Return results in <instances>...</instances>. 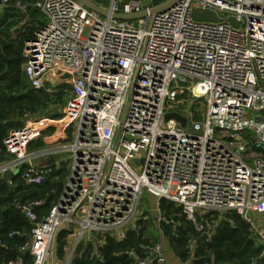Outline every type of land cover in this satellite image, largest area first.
I'll use <instances>...</instances> for the list:
<instances>
[{
	"label": "built area",
	"instance_id": "1",
	"mask_svg": "<svg viewBox=\"0 0 264 264\" xmlns=\"http://www.w3.org/2000/svg\"><path fill=\"white\" fill-rule=\"evenodd\" d=\"M25 4L44 26L24 43V75L34 90L68 88L63 122L72 139L29 150L46 122L5 137L10 159L0 161V179L18 175L39 187L54 172L42 163L56 156H66L68 176L43 217L37 209L44 201L13 200L31 231L21 255L4 264H26L23 256L50 264L60 226L72 238L62 264L80 246L92 245L98 256L107 237L124 242L140 229L144 192L180 208L197 229L199 217L230 213L254 227L264 216V0H107L97 4L106 16L75 0H15L22 11ZM196 10L219 20L196 21ZM143 11L137 25L113 18ZM185 104L203 110L202 120ZM167 113L186 126L165 122ZM19 236L8 232L0 249ZM139 249L126 252L130 264H166L159 244Z\"/></svg>",
	"mask_w": 264,
	"mask_h": 264
},
{
	"label": "rangeland",
	"instance_id": "2",
	"mask_svg": "<svg viewBox=\"0 0 264 264\" xmlns=\"http://www.w3.org/2000/svg\"><path fill=\"white\" fill-rule=\"evenodd\" d=\"M96 3V0H91ZM99 2L98 5L104 6L107 5V0H97ZM144 5H150L151 0H143ZM137 25V20L135 21ZM16 24H11L4 29H2L0 33V43L4 42L6 45H10L12 48H15L20 51V56L23 59V52L21 45L22 43L17 40H10V37L15 34ZM0 45V50H1ZM0 56L2 54L0 53ZM24 62L21 64L22 71V81L24 80L23 76ZM4 76V75H3ZM0 121L5 124L3 127L6 131L16 128H25L33 122H46L50 119H58L59 123L63 122L62 115V107L57 104L58 95H51L46 92V86L41 90H18L10 89L7 83L4 82L2 78V72H0ZM55 103L57 106L53 107L52 104ZM184 109L187 111V114H194L196 120H202L204 114L202 112H195L189 104L184 105ZM47 123H45L46 126ZM46 128V127H45ZM49 131V130H47ZM51 131H49V134ZM48 134V135H49ZM50 136V135H49ZM63 163L66 167V156L62 157ZM61 177V178H60ZM60 177L51 176L47 179L48 185L43 188H18L17 192H15V196L17 198L23 197H31L32 195L38 194L37 198L44 199L46 194H54L53 200L45 207L43 212L48 214L53 207V204L56 202L60 191L63 186V178L64 174L61 173ZM6 191V189H5ZM12 194L10 196L7 192L0 193V199L5 202L7 201V197H9V201L12 199ZM11 198V199H10ZM160 203L157 202V197L150 192H144L141 198V211L147 214V219L140 223V245L144 246L148 244H159L163 249L164 258L174 261V264L178 263L179 253L185 252L187 259L184 262H188L191 264L195 260L196 251L203 245L207 244L208 246L214 239V233L218 230V228H223V224L226 221L231 227L238 228L239 231V241L236 243V246L233 247L229 244H225L222 247L223 252L227 254L235 255V259L231 262L234 264H239L242 261H251L254 262L256 259H260V254L254 253V248L259 247V232L260 230L264 231V216L257 217L256 223L254 227H250L246 224H243L239 219H237L233 215H218V214H208L203 218L199 219V225L202 226L203 229H197L192 222L186 220L184 214H182L180 208L175 205L172 206L169 215H165L160 208ZM11 203H1L0 207L2 210L9 211L13 214L17 212L15 208L11 207ZM158 212H161V216L158 215ZM45 215H41L43 217ZM15 216V215H14ZM21 220V219H20ZM223 222V223H222ZM27 231V229L23 228ZM22 229V230H23ZM11 231V230H9ZM31 231V230H30ZM178 231L182 233V235L178 234ZM166 232L168 233V237L172 239L178 238L183 240V247L180 249L175 243H171L170 239L167 237ZM183 233L185 235L183 236ZM172 235V236H171ZM1 238V237H0ZM59 238V237H58ZM248 242V246L244 247V243L242 240ZM71 239L69 240V242ZM61 242L65 243V237L61 238ZM71 243V242H70ZM67 248L70 249V244H68ZM69 249L67 250L69 252ZM134 250V249H132ZM242 252H245L242 254ZM261 253V252H260ZM210 258L211 262L214 263V258L211 255V252L206 251L205 258ZM262 257V256H261ZM224 262H230L227 258L224 259ZM59 263V261H58ZM183 264V261L181 260ZM51 264V261H50Z\"/></svg>",
	"mask_w": 264,
	"mask_h": 264
},
{
	"label": "trees",
	"instance_id": "3",
	"mask_svg": "<svg viewBox=\"0 0 264 264\" xmlns=\"http://www.w3.org/2000/svg\"><path fill=\"white\" fill-rule=\"evenodd\" d=\"M31 1V0H30ZM96 3L99 4V2L96 0ZM7 24L4 22V20H0V33L4 32L1 31L4 29L3 27H6ZM44 26V21L41 22V26ZM21 42V41H20ZM1 45V50L0 53L2 56H0V72H2V78L5 83H7L8 87L10 86V89H15L17 88L18 90H34L30 88L24 79L22 81V71H21V64L24 62V59L20 56V51L12 48L10 45H6L4 42L0 43ZM23 45H21L22 48ZM4 75V76H3ZM24 76V75H23ZM36 91V90H35ZM5 129H2V132L0 133V149H3V143L2 140L5 136ZM15 178V177H14ZM3 180L0 179V182ZM48 185V181H46L43 185L39 187H28V188H43ZM23 186H19V188H22ZM25 188V187H24ZM2 192H7L5 191V187L0 183V193ZM10 196V195H9ZM38 194H35V196H31L34 199H40L37 198ZM51 197L49 194H46L44 197L46 206L50 203L49 199ZM11 199V198H10ZM9 197H7V201H3L2 199L0 200L1 203H8ZM11 201V200H10ZM160 208L164 210V214L169 215V212L172 209V206L174 204L166 201H160ZM12 207V206H11ZM13 208V207H12ZM16 210V209H15ZM17 211V210H16ZM15 215V216H14ZM208 215V214H207ZM228 215H233L237 219H239L243 224H246L239 216H237L234 213L226 214ZM0 218L3 221V227L0 230V234L3 236V234H7L9 230H18L21 231L23 228L28 229L27 222L20 216L19 212L17 211L15 214L11 212H4L0 214ZM21 219V220H20ZM223 224V228H218V230L215 232L214 231V239L211 242V244L208 246L207 244L201 246L195 253V260L191 264H213L210 260V258H205L206 251H210L212 257L214 258V263L215 264H234L231 263L235 259V255L233 254H227L223 252L222 247L225 244H229L233 247L236 246V243L239 241V229L236 227H231L230 224H228L226 221ZM142 223V222H140ZM139 223V224H140ZM223 223V222H222ZM247 225V224H246ZM31 229V227H30ZM170 234V232H168ZM168 233L167 237L169 236ZM179 235H182L181 232L178 231ZM185 233H183V236ZM64 236V234H61L58 238V247H57V258H62L63 257V247L64 244L61 242V238ZM172 236V235H171ZM140 229L138 231H132L129 232L127 235V238L124 242H115L113 239L107 237L105 240L104 245L99 249V254L96 256L95 254H91V248L93 247L92 245H88L84 251L83 255L81 258H74L71 264H130L131 259L129 256L126 254V252L131 251L134 249L135 251L139 252L140 251ZM169 238V237H168ZM170 239V242L174 245H177L180 249L183 247V240L174 238L172 237L173 240ZM20 242L23 241V237L19 239ZM244 243V247L248 246V242L242 240V243ZM254 253H258L261 255V249L260 248H254L253 249ZM245 252H242L244 254ZM180 260L183 262L187 259V256L185 252H181L178 254ZM227 258L228 261L230 262H224V259ZM239 264H264V257L260 256V259L254 260V262L251 261H242Z\"/></svg>",
	"mask_w": 264,
	"mask_h": 264
},
{
	"label": "crops",
	"instance_id": "4",
	"mask_svg": "<svg viewBox=\"0 0 264 264\" xmlns=\"http://www.w3.org/2000/svg\"><path fill=\"white\" fill-rule=\"evenodd\" d=\"M25 5L27 8L25 11H22L15 6V0H12L10 2V4L7 6L2 5L0 2V20H2V21L4 20V22H6V24H7V26H9L11 24H16L15 29H14L15 34H13V36L10 37V40L21 41V43L23 45L22 51H23L24 43L27 40L32 39L34 37L35 33L42 28V27H40L41 22L44 21L42 14L38 10L33 8L30 4H29V6H28V4H25ZM3 28H5V27H3ZM23 75H24V69H23ZM24 79L26 80L25 75H24ZM26 82H27V80H26ZM27 84H28V82H27ZM28 86H29V84H28ZM0 88H2V86H0ZM67 91H68V88L66 86H60L59 88L56 89V92H54V93L48 92L46 90V92L50 93L51 95H58L57 104L62 107V115L63 116L61 118H64V115H65V101H66V92ZM52 106L56 107L57 105L55 103H53ZM33 123H35V122H33ZM46 123H47L45 126L46 128L43 129L40 137L36 141L32 142L29 145V150L32 151L35 149L52 146L54 144H60L63 142L70 141L72 139V127H71V125H67L64 122L59 123L57 118L56 119L52 118L49 121H46ZM4 124H5L4 122L0 121V133L2 132V129H5L3 127ZM20 129H22V128H20ZM11 130H19V128L11 129ZM11 130H9V131H11ZM47 130L51 131V133L49 134V131H47ZM5 131H6V129H5ZM9 131H6L5 136L2 140V143H3V141H4V139L7 136ZM9 159H10V156L5 153L4 146H3V149H0V161H5V160H9ZM39 165H41V164H39ZM45 165H49L53 169L54 172H53L52 176L60 177L61 173L63 172V174H64V178L62 181L63 182L62 190H63V187H64V184L67 180L68 174H67V169L63 163L62 156H56V157L50 158L46 162L42 163V166H45ZM9 176H11V175H9ZM14 177L11 176V179H6V177H5L2 179L3 181L0 182L5 187V189L8 191L7 194L13 195L11 201H8V202L12 204L14 199H18L19 201L24 202V203L31 202L33 200H42V201H44V204L42 207L37 209V214L39 217L41 215H45V213L43 212V210L46 207L45 199H34L32 197H26V196L23 198H17L15 196V192H17L19 186H23L25 188H28L31 186H26L25 184H23L22 181L20 180V178L18 177V175L14 176ZM9 180H10L11 184H9ZM62 190L60 191V194L62 193ZM60 194H59V196H60ZM53 195L54 194H49V196L51 197L49 199L50 202L53 200ZM59 196H58V198H59ZM58 198H57L56 202L58 201ZM54 204H53V206H54ZM4 212H6V211L2 210V208L0 207V214H2ZM158 215L161 216V212H158ZM3 221L4 220H1V218H0V230L3 227ZM27 225H28L27 231L24 229L19 231L20 232L19 237H17L16 239H14L12 241H9L8 244H6L5 248L0 249V264H4L6 261H8L10 259H14V258L18 257L19 255H21L20 252L18 251V247L22 243L26 242L30 237V230L31 229H30V226L28 223H27ZM12 231H14V230H12ZM62 234H64V237H65V243H64V247H63V257L60 259L57 258V264H62V262L64 261L65 255L68 252L67 246L72 241V238L67 233L64 232ZM5 235H6V233L3 234V236L0 234V237L5 238ZM22 237L24 240L20 242L19 239ZM70 239H71V241L69 242ZM57 247H58V244H57ZM86 247L87 246H80L77 249L73 259L74 258L75 259L81 258V256L83 255V251ZM91 249H92L91 250L92 251L91 254H92L95 252V249H94V247H92ZM23 258H24L26 264H30L31 259L28 256H23ZM58 261H59V263H58ZM165 261H166V264H174V261L169 260L167 258H165ZM178 263L182 264L180 258L178 260ZM183 264H189V263L183 262Z\"/></svg>",
	"mask_w": 264,
	"mask_h": 264
},
{
	"label": "water",
	"instance_id": "5",
	"mask_svg": "<svg viewBox=\"0 0 264 264\" xmlns=\"http://www.w3.org/2000/svg\"><path fill=\"white\" fill-rule=\"evenodd\" d=\"M78 3L82 4L83 6H85L86 8L90 9L91 11H94L95 13H98L102 16H106L107 12L99 7L97 4H95L94 2H92L91 0H75ZM168 5H163L160 7H157L155 9H152L150 11V14L155 15L158 11L164 10L166 9ZM146 15V12H140V13H136V14H131V15H114L113 18L118 19V20H125V21H133V20H137L139 18H142ZM193 17L196 21H211V22H216L219 20V18L217 17V15L215 13L212 12H208V11H202V10H196L193 14ZM231 23H233L234 25H237L233 19H231ZM135 85V80L133 82V87ZM132 87V89H133ZM203 110H201L202 112ZM170 120H173L177 123H179L182 127L186 126V119L184 117H182L181 115L177 114V113H167L165 114L164 117V121L168 122ZM52 161V160H51ZM6 179H11V176H7ZM64 231V226H60L53 238H52V243H51V264H57V244H58V237L63 233Z\"/></svg>",
	"mask_w": 264,
	"mask_h": 264
}]
</instances>
